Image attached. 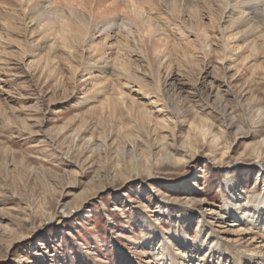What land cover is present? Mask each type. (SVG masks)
<instances>
[{"label": "rangeland", "instance_id": "rangeland-1", "mask_svg": "<svg viewBox=\"0 0 264 264\" xmlns=\"http://www.w3.org/2000/svg\"><path fill=\"white\" fill-rule=\"evenodd\" d=\"M210 1L178 0L187 24H158L142 53L119 13L89 24L71 55L57 42L49 62L29 46L54 41L26 21L25 1L0 0V264H163L152 250L165 248L167 264H256L244 251H259L264 234L234 222L229 205L264 195V23L251 32ZM197 3L203 24L189 21ZM121 26L133 43L113 38L108 54L123 55L136 81L111 62L86 69L97 60L88 45Z\"/></svg>", "mask_w": 264, "mask_h": 264}, {"label": "bare ground", "instance_id": "bare-ground-1", "mask_svg": "<svg viewBox=\"0 0 264 264\" xmlns=\"http://www.w3.org/2000/svg\"><path fill=\"white\" fill-rule=\"evenodd\" d=\"M19 1L22 2L23 0ZM24 1L25 10L28 11L27 13H24L26 21H28L30 24H39L40 27H43L45 29V34L50 33V36L54 41L50 45L46 43L42 44L39 47L33 45V42H29V46H31L33 50H47L45 58L49 62H56L57 57L55 55L60 49L58 47L59 43H61L60 46L64 49H67L69 51V55H71L74 52L73 45H75V43L79 42L81 47L82 45H84V41L89 34V24H95L98 20H102L104 24H111L112 22L110 19L114 16L117 17L119 13H123L124 15H126L132 21V24H135L134 26L136 27V29L134 28L135 30L130 32V34L140 35V39L138 38L139 40L137 39L136 41L139 45V51L141 53L144 52V48H146V43L144 42L143 38L150 39L154 37L153 35L157 33L158 24H187L186 21L180 20V17L177 15L179 9V7L177 6L178 0H172V2L174 3V6H172L173 11L167 9V6H163V4H166V2H169L170 0H126L124 2L115 0H97V2H94L93 0H47L50 2H54L56 5L50 11L49 9H47V7L46 9L44 7L45 10L42 7L43 10L40 11L38 5L40 2H42V0ZM190 1L191 0H184V8H186V6H191ZM210 2H213L214 5L217 4V10H220L221 13L234 15V24H241L242 26L249 25L251 28V32L258 31L261 28L260 23H264L262 22V19L259 21L261 17L264 18V0H211ZM64 4L66 5L65 7L68 8H65L63 6ZM75 5L77 7H80L81 10L77 9V7L75 8ZM193 8L194 11L190 13L189 21H191L192 24H203L200 19L201 7L198 4L197 6H193ZM123 23L124 21L122 22V24ZM122 26L120 28V31L116 33L114 37L109 32H106L101 37L102 39L100 43L95 44L93 41L90 43V46L88 45L91 53L95 56V60L97 59L93 65L89 63L86 66V69L90 71L91 74H93V69H97L98 71H100V73L106 72L109 63L111 62V65H114V67H118L120 69H118V71H120L119 78L127 80L128 82L136 81V79L131 75L132 73L129 70L127 62L121 59L123 55L116 57V61L114 62L115 59L112 58V60H110L111 55L108 54V52L114 47L113 45H110V41L113 40V38L114 40L115 38H117V42L119 43L121 48L123 47V49H128L129 45L133 43L129 37L130 34H125L123 32ZM203 37L205 41L209 40V36L207 33H203ZM162 51L163 50H161V52ZM130 52L131 54L132 52L135 53L133 49L130 50ZM233 64L234 62L232 61V59H230L226 68L229 74L233 72V70H235L234 68H236V65L234 66ZM230 79L233 80L234 77L231 76ZM119 100L122 101V99L120 98ZM261 117H263V114L261 115ZM208 122L209 121L206 119H201V125L196 127L197 132L204 139H206L209 135H212L210 124ZM261 122H264V117L257 121V123L259 124ZM213 137L215 139H219V136L216 134H213ZM91 142L92 140H89L88 144H90ZM259 145H261L262 148L264 147V139L261 141V143H259ZM104 146L105 141L100 145H96L95 143V145L91 147L93 148L94 153L97 152L100 154L104 150ZM123 154H125V152H123ZM131 154L132 155L130 157L133 161H137L139 159V155L135 150H132ZM259 155H262V153ZM167 156L170 157V160H173L175 158V156L172 154H167ZM178 161L183 162L182 160ZM120 167L121 164H118V168ZM227 182L235 191V195L232 196L235 202L243 201L244 196H242V194L240 193L241 189H237L235 187L234 176H230ZM232 206L234 205H229V213L234 222H237L240 226H248L252 229L259 230L264 234V195L261 198H255L251 205L240 203L239 205L236 204V206L234 207ZM220 217L222 216H219V218ZM149 242H146L147 246L151 245L149 244ZM257 250L259 251L246 250V252L244 251V254H249L248 259H250V262L262 264L264 263V244L260 245ZM152 251L153 254L158 253L163 258V264L168 263L166 261L171 256H169L167 248L162 250L153 249ZM212 257H215V254H213ZM252 258L253 260H251ZM258 258H261L262 260L259 261L257 260ZM170 259L174 260L173 257H171ZM228 262L230 264H235V262L232 261Z\"/></svg>", "mask_w": 264, "mask_h": 264}]
</instances>
